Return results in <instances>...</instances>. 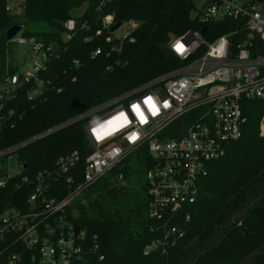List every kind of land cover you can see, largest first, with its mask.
<instances>
[{"label":"trees","instance_id":"16d2710c","mask_svg":"<svg viewBox=\"0 0 264 264\" xmlns=\"http://www.w3.org/2000/svg\"><path fill=\"white\" fill-rule=\"evenodd\" d=\"M80 3L24 0L21 14L13 16L5 9L6 0H0V80L17 71L8 59L15 44L4 37L14 22L23 26L20 34L24 37L59 42L57 54L37 73L40 92L27 98L37 85L32 80L3 101L0 150L178 66L181 61L169 50L168 42L201 27L192 16V0H111L101 14H112L117 21L131 19L137 25L130 33L133 41L123 40L106 55L117 42L105 43L101 36H94L100 25L93 6L79 15ZM72 17L88 26L78 27L70 39L62 40V22ZM229 28L227 22L215 34ZM96 46L102 52L92 56ZM259 53L264 54V47ZM241 106L246 117L241 136L208 163L206 174L197 181L193 202L179 208L168 223L179 226L181 237L171 235L163 249L143 253L148 242L162 237L165 219L147 213L149 197L142 175L150 157L145 149H138L84 189L74 202L75 211L68 212V219L84 234L76 264H264V134L259 129L264 97L244 100ZM84 122L73 121L14 151L22 168L0 187V212L25 205L32 184L21 181L24 174L31 179L47 170L52 176L48 195L57 198L81 181L82 159L90 150ZM74 150L80 160L70 172L73 181L67 182L56 172L55 161ZM6 252H19L24 264H35L23 249L11 247Z\"/></svg>","mask_w":264,"mask_h":264},{"label":"built area","instance_id":"2783aa9c","mask_svg":"<svg viewBox=\"0 0 264 264\" xmlns=\"http://www.w3.org/2000/svg\"><path fill=\"white\" fill-rule=\"evenodd\" d=\"M80 1L79 15L93 6L100 25L94 36H101L105 43L117 42L106 55L123 40L133 41L130 33L137 25L134 20L120 21L112 29L117 20L112 14H101L111 0ZM5 9L9 11L10 7L6 4ZM192 16L200 23V29L186 30L168 42L169 50L181 64L0 150V157L14 154L17 148L46 133L85 120L83 129L90 150L82 159L81 181L57 198L48 195L52 176L47 170L39 171L31 179L25 174L21 176V181L31 182L32 188L22 208L11 206L0 212V244L4 246L0 248V264H24L19 252H6L11 247L23 249L35 264H76L84 234L79 229L74 235L75 224L68 219V212L75 211L74 202L84 189L138 149H145L150 157L144 172L149 197L147 213L157 220L165 219L162 237L148 242L143 253L163 249L171 235L182 236L179 226L169 225V221L179 208L193 202L197 181L206 174L208 163L241 136L246 122L242 102L264 97V54L259 53L264 47V0H204L200 9L194 7ZM227 22L231 28L216 35V30ZM123 24L129 31L114 35ZM87 26L86 22L78 24L75 18H68L62 22L61 39L68 40L78 27ZM20 32L10 41L28 44L32 68L24 73H7L0 80V110L5 99L32 80L37 85L27 92V98L40 92L37 73L45 69L46 62L59 49L57 40L24 37ZM101 52L100 46H96L91 55ZM2 118L0 113V121ZM79 160L76 150L60 155L55 161L56 172L72 182L70 172ZM18 164L20 172L22 165ZM10 176L0 169V187ZM121 178L119 174L118 179Z\"/></svg>","mask_w":264,"mask_h":264},{"label":"rangeland","instance_id":"374dc122","mask_svg":"<svg viewBox=\"0 0 264 264\" xmlns=\"http://www.w3.org/2000/svg\"><path fill=\"white\" fill-rule=\"evenodd\" d=\"M204 0H192L194 7L200 9ZM6 4L10 7V14L13 16H18L21 14V3L19 0H6ZM129 31V27L122 25L120 28L115 30L114 35H121ZM56 48V46H55ZM11 63L17 67L19 73H24L26 70L32 68L33 56H31V51L28 44H15L13 52L8 57ZM262 125H264V118L260 124V134H264L262 130ZM0 169L7 172L8 175H13L19 172V164L14 154L3 155L0 157ZM143 180H144V175Z\"/></svg>","mask_w":264,"mask_h":264},{"label":"water","instance_id":"95a60500","mask_svg":"<svg viewBox=\"0 0 264 264\" xmlns=\"http://www.w3.org/2000/svg\"><path fill=\"white\" fill-rule=\"evenodd\" d=\"M120 24V21H116L113 25L112 29L118 27ZM21 31V25L14 22L12 25H10L4 33V37L7 41H10L17 33ZM204 31V28L202 29ZM117 191L115 189L112 190V193L115 194ZM74 235H76L79 231L78 225L73 226ZM15 264H23L21 261H17Z\"/></svg>","mask_w":264,"mask_h":264},{"label":"bare ground","instance_id":"6f19581e","mask_svg":"<svg viewBox=\"0 0 264 264\" xmlns=\"http://www.w3.org/2000/svg\"><path fill=\"white\" fill-rule=\"evenodd\" d=\"M262 130H264V125H262Z\"/></svg>","mask_w":264,"mask_h":264}]
</instances>
